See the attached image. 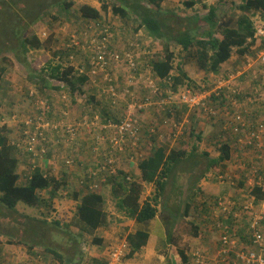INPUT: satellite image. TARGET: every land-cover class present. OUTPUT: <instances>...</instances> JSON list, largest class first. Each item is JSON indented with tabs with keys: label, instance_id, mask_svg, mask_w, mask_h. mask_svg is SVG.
Masks as SVG:
<instances>
[{
	"label": "trees",
	"instance_id": "16d2710c",
	"mask_svg": "<svg viewBox=\"0 0 264 264\" xmlns=\"http://www.w3.org/2000/svg\"><path fill=\"white\" fill-rule=\"evenodd\" d=\"M96 1L100 4L101 11L105 12L110 10L112 16L117 17L122 22L131 23L135 26L134 31L138 32L142 30L145 32L146 38L149 36V38L158 40L163 44L160 55L149 60L148 57L151 58V56L148 53L146 54L147 56H137L136 52H140L141 49L139 45L135 47L134 42L137 40L133 38L126 41L123 39L126 44L125 50L123 52L116 51L113 48L115 41H112L111 35L105 41L104 51L110 55L118 56L120 62L124 63V66H127L128 71L125 72L126 76H135L139 73L141 67L150 69V72L152 73L151 76L153 77L152 79H157V87L161 91H163L162 89H165L164 91L169 89L176 92L178 88L187 87L195 94L202 93V87L200 84L196 86V84L191 83V80H189L185 72L182 71V66L191 61H196L197 67L204 73L219 74L222 64L228 62L233 55L242 57L245 55L250 56L252 54L254 51L252 49L255 42V34L258 29L264 27L263 25H258L255 20V18L258 17V21L264 23V0H239L240 3L235 8L238 11L237 15H230L229 13H222L219 15L215 8L209 9L206 6H203L204 10H207L206 13H204V16H200L196 11H191L200 0L198 2L196 0H190L185 2V7L186 9H190V12L195 15L189 14L187 11V14L181 15V17L173 15L169 17V19H166L162 12L161 3L163 0H145V4L143 3V0ZM7 2L9 5V12H11L12 8H16L21 14H23V16H25V18H29L30 21L26 24V21L22 20V25L19 16L17 14L15 15L14 23L12 21L10 22L11 26L9 30H7L0 38V56L6 51L14 53L16 48L15 45L11 46L12 40H16L17 47L20 48L22 54H25L29 50L44 49V43L40 42L37 36L34 35L32 38L23 37L24 29H29L27 27L40 21L41 17L39 14L43 8V4H33L32 9L34 12L25 13L24 9L17 5L18 3L21 4L20 1L7 0ZM52 6H58L60 11L69 14L74 6V2L72 0H56ZM3 7L4 6L0 0V9ZM101 11L88 4H84L78 8L77 13L80 14L81 18V29L83 30V33L88 29L85 31L87 32L86 35H88V37L91 35L90 31L92 29L97 30L95 33H99L98 35L112 32L110 28L111 23L109 21L105 23L103 22L104 19L102 18ZM15 26L17 29H14ZM205 27H207V29H205ZM170 44L174 45L173 49H171ZM194 46L196 47L195 51L192 49ZM177 59L181 60L178 65L175 63V60ZM0 62L6 63L8 60L2 56ZM111 62L113 61L111 60L109 63ZM129 62L133 64V67L129 65ZM175 64L177 65V69H179L176 73H174ZM5 72L6 69L0 66V83L3 82ZM37 77L43 86L46 83V79L59 82L60 86L53 87L50 85L51 89L60 90L63 88V91L71 95L72 98L75 94H80L79 96L83 95L82 89L87 82V78L84 75H76L71 67H65L60 62L56 65L44 67ZM118 83L119 82H116L114 84V82H112L114 92L118 95H120L121 92H124V95L130 102L131 98H134V93H129L132 92L130 89L123 90V83L119 85ZM213 87H215V85H213ZM236 89L239 92L237 94H240L239 102H244L247 99L248 94H244L239 88ZM102 95L105 96L104 93H102ZM111 96L112 94L109 93L107 98H105L108 106L100 104L98 106L99 109L96 108L88 114L89 116H92V120L94 117H98L99 125L105 126L102 134L108 138L116 135L118 128H116L115 133L110 136H107L105 130H109L110 128V130H112L115 124L122 125L125 121L123 113L117 116V114L112 111L115 107L113 106L114 101ZM153 99H155V97ZM90 101L91 102L88 103L92 105V107H97L98 104L95 103V98H91ZM71 104L72 102L69 103L70 106ZM162 108L165 110L168 109L169 113L166 114V116L170 118L174 117L176 121L181 119L179 117L180 112H187V109H183V107L181 111H177L178 109H174L173 104H169V106L165 105ZM190 113V116L196 117V122L200 124L202 116L204 117L202 107L196 106L190 110ZM205 116L212 123L215 121L214 116L208 112ZM103 121L107 122L103 124ZM78 124H80V122H78ZM139 129H141L140 125ZM194 133L195 131H193L192 128H188L187 131H184V134L180 135L181 137L179 139L182 140L185 136H187L188 139H194ZM54 134L58 136L55 137L56 140H62V138L59 137L60 134L58 130L53 131L52 135ZM229 134L228 130L226 131L221 128V135H223V137L226 138V135ZM49 135L50 134L47 133L45 137H49ZM198 135L196 139L200 141L201 138ZM38 138L40 139V137ZM178 145H181L179 150H167L165 147L159 146L152 151L148 157L141 162H138L137 169L140 170V177L133 174H124L122 171H119L117 177L110 178V180L107 181L108 183L105 184L104 188L110 190L109 195L108 193H105V196L103 193H84V195H81L75 191L72 192L71 198L77 202V225L80 228V234L92 236L90 242L91 245L92 243L95 246L101 244L102 240L96 236L97 231L101 228L125 220H134L137 223L148 222L155 217L159 210L167 208V203L162 202L161 200L168 184V178L171 177L176 167L184 159L187 158V164L191 165L192 163L190 162H194L197 156L196 145L192 147L191 152L188 154L183 150L182 141H179ZM220 147L221 156L218 159L209 160L204 170L205 173L212 168H218L216 170H220L219 165H222V162H224L223 160L228 157L227 146L221 145ZM244 148L246 150L242 152L247 153H245V155H240L232 161H228L222 170H227L228 168L235 166L234 170H239L238 172L242 174L243 178L249 173L248 170H261L258 171L256 177L262 178L264 173V151H258V155L261 157V159H259L257 156H254V154H257L256 151L249 150L250 148L248 146H245ZM16 151L18 150L15 149V146L10 145V139H8L6 135V127L0 126V205L7 211L14 212L18 203H23L28 207H38L42 203L48 205L57 196L61 188L67 187V185H72L74 187L72 189H76L73 182H66L47 177L41 173L40 170H36L29 178L26 177L23 184H19L20 177L17 174L19 162L16 156ZM121 159L122 157L119 156L117 162L119 163ZM131 161L135 162V164L137 163V160L131 159ZM218 175L223 176L225 181L231 179L229 174ZM233 176L235 177L236 175ZM201 178L202 174L197 177V179ZM143 183L152 185L153 192L142 201V195L145 190ZM239 188V190H243L242 192H239L240 196L238 200L229 197L231 201L251 204L264 203V190H262L261 187H256L253 190L248 191L243 183V186ZM42 191H47L49 194L48 200H44L40 196ZM193 196L198 199V194L193 192L188 196L187 201L185 198V217L187 218L190 211L193 212L194 210L196 212V209L200 207L201 212H199V214H202L201 218L204 217V222L207 223V228L210 226L211 222L215 224V226L210 227L209 230L210 232H214L212 236L216 237V251L214 253H208V251H206L207 254L202 256L204 260L206 258V264H216L218 262L215 254L221 246L220 238L224 233L232 234L229 242L231 243L235 254L229 255L231 257V262L245 264L242 263L241 260L233 261L238 252L246 255L251 251L256 252V250H259V254L264 257L262 254V252H264V246L259 248L253 245L252 234H249V231L245 234L241 230V228L245 231L248 230V226H241V221H244L249 226L252 225V222L244 217L245 214L242 212L244 208H242V206L234 205L232 207V212L222 213L220 211L221 208L216 204L217 199H214L213 202L206 203L205 206L202 202L195 205L194 203L196 201L192 199ZM108 198H110L111 201V207L114 213L113 217L106 211ZM252 198H255L256 200H252ZM251 212L258 220V223L264 224V209L261 205H253ZM172 216L174 217L173 212ZM44 223L46 224V222ZM54 226L58 227V223H55ZM197 229H199V227L194 230L195 237L198 234ZM258 232L264 235L260 231ZM146 239L147 235L144 233L129 235L126 239L128 253L124 254L125 257H123L129 259L136 252H139L143 248ZM201 239L202 235H200L199 240ZM77 241L78 239H74L68 244L70 246L72 244L76 245L75 242ZM20 245H26L31 256L41 258L40 253L32 251L37 245L36 243H21ZM40 246L45 248L47 254L50 253L54 256L55 263L58 264H71L73 262V257L80 255L77 253V251H79V246L75 247L77 248L75 250L71 249L74 254L73 256H71L69 252L63 254L61 252H56L47 246ZM196 249H202L200 243L197 247L190 250L194 251ZM178 252L183 263L186 264L187 260L185 254L181 250ZM36 262L37 261L35 260L33 263L37 264ZM85 264L107 263L99 260H90Z\"/></svg>",
	"mask_w": 264,
	"mask_h": 264
},
{
	"label": "rangeland",
	"instance_id": "374dc122",
	"mask_svg": "<svg viewBox=\"0 0 264 264\" xmlns=\"http://www.w3.org/2000/svg\"><path fill=\"white\" fill-rule=\"evenodd\" d=\"M15 1L21 2V4L18 3L17 5L23 8L25 13L34 12L32 9L33 4H43V8L41 9V12L39 14L41 17L40 21H38L34 25L29 24L31 26L27 27L29 29H24L23 37L32 38L35 35L37 36V38H39V34L45 33L47 37L43 40L41 39V42L48 43L49 48L45 49V51L42 52L32 51L31 54L28 52L22 54L20 48L17 47L16 40H12L11 46L15 45L16 48L14 53L6 51L0 56V58L4 56L8 60V62L6 63L0 62V66L6 69L3 82L0 83V126L6 127L9 138H12L17 135V132L20 128V122L22 120L32 119L35 116H40L43 112L45 113L44 117L46 116L45 123L49 125L59 124L57 126H62L70 125L72 124V122H74L71 117L69 120L70 122H67L65 119L66 117L63 116L61 113L63 110H69V108H71L72 105L70 106L69 103L72 102V96L65 93L63 89H51L50 85L53 87H58L60 85V83H58L57 81L46 79V83L43 86L37 76L44 67H47L49 65H55L57 56H60V58H62L59 59L62 61V63H64L65 65L73 66L76 69H79L76 66L83 65L85 67L87 60H89L90 62L89 65H92L94 58L91 59V56L93 55L92 53H94L95 55L97 48L93 50L90 47V43L102 39L100 36H97L99 33H95L97 31L95 29H92L90 31L91 35L89 37L88 35H86L87 32H85L88 29H86L83 33V30L81 29L80 14L77 13L78 8L84 4L91 5L101 11V6L96 0H72L74 2V6L69 14H67V12L60 11L58 6H52V4L56 2V0ZM188 1L190 0H164V2L161 3V7L165 18L169 19V17L173 15L181 17V15L187 14V11L189 14L195 15L190 12V9H186L185 2ZM196 1L198 2L199 0ZM233 1L234 0H200L195 5L194 9H192L191 11H196L199 13L200 16H202L207 11L202 9V6H206L207 8L212 6L216 9L219 15H221L222 13L230 14L231 11L235 10V7L231 6V4H233ZM1 3L4 7L0 9V38L7 30H9L11 26L10 22L12 21L14 23V18L16 14L19 16L20 23L22 20L26 21V24L30 21L29 18H25V16H23V14H21L16 8H12L11 12H9V5L7 0H1ZM143 3L145 4V0H143ZM220 4L223 5L222 8H219ZM236 14L237 13H235L234 15ZM101 15L104 19V23L107 21L111 23L110 28L112 32H109L110 34L108 36L112 35V41H115L113 48L116 51L123 52L126 47L125 41L130 38H133L137 40L134 42L135 47L139 45L141 49L140 52H136L138 57H141L142 55L147 56L146 54L148 53L150 54L151 58H156L162 52L163 44L160 41L149 38V36L146 38L145 32H143L142 30L138 32L134 31L135 26H133L131 23L122 22L117 17L112 16L110 10H107L105 12L101 11ZM255 20L257 21L258 25L264 26V23L258 21V17H256ZM21 24L23 25V23ZM14 29H17V27L15 26ZM205 29H207V27H205ZM123 39H125V41ZM71 41H74V50L70 52L72 58L69 60L68 57L64 56V49H66V45L70 44ZM170 45L171 49H173L174 45ZM195 48V46L192 47L194 51ZM252 55L253 54L250 55L251 59ZM151 58L148 57L149 60H151ZM256 59V56H254L255 64H257ZM179 62H181L180 59L175 60V63L177 65ZM176 64L174 73L178 72L179 70L177 69ZM146 69L147 68L141 67L139 73L144 74ZM182 69L188 79L191 80V83L196 84V86L200 84L201 87L203 86L205 88L213 86L219 80L227 79L230 77V73L225 72H221L220 74H205L202 70L197 67L196 61H191L190 63L182 66ZM253 70L256 71V69ZM105 71L107 72L105 73ZM126 71H128L127 66H124V63L120 61L111 62L104 68L92 65L91 70L87 73V76H90V80H88L83 87V95L77 96L79 104L84 105L86 108H91L92 106L88 103L91 102L90 98H95V103L98 104L97 107L89 109L90 111L86 113V115L90 114L96 108L99 109L98 106L100 104H102L103 106H108L105 98L102 100L100 98V95H102V93L98 92V88L92 84L94 82V79L96 81V78L101 77V75H99V72L106 74L105 79H110V81L105 80V82L109 84L108 89L105 86L106 91H108L109 93L114 92L109 90V87L112 86V82H114V84L116 82H119L118 85L123 83V90L130 89L132 92L129 93H134V102H132L133 105L136 101L139 102L149 96V94L151 93L150 88H147L148 85L145 84L143 78H137V80L135 81L134 76H130L132 78L126 76ZM136 76H138V74H136ZM260 81L263 80L260 79ZM162 90L164 91L165 89ZM106 91L104 92L105 95ZM177 91L180 92L181 88H178ZM169 92L167 93V95L164 94L162 96H159L158 98H155L152 104L148 103L146 105H139L142 106L145 112L148 111L147 115H149V118L144 120L147 125L151 122L148 121L150 117H153L152 120H154L155 122L152 125L158 126V129H160V126L166 129V126L169 123L168 121L175 120L174 117L170 118L168 121L167 119H165L167 110L160 111L156 110L154 107L151 108V106H157V104L160 102V104H162V106L160 107H164L165 105L169 106V104H173V107H177V105L179 106L177 111H181L182 108L180 107L181 105H179L181 100L179 101L177 96H175L170 101V103L168 102ZM124 94V92H121L120 95L114 93V95L111 96L113 97V106L115 107L112 111H114L117 116H119L121 113H123V116H125L123 108L125 105H127L125 110L126 114H128L131 119L136 120L139 123L138 118L141 117H139V115L137 114V118L135 113L133 114L130 111L128 106L131 104V102L128 101ZM59 99L62 104L59 103ZM198 99L201 100L202 97L198 96ZM240 109L243 112L242 105ZM149 110L152 111L150 112ZM187 112H180L179 117L181 119L179 121L175 120V122L180 123L181 126L183 124V126L181 127V131L183 132L187 131L188 128H192V130L195 131L194 139L189 138V144V139L187 140V136L183 137L182 142L184 150L187 154L191 152L193 144H199L198 149L196 147L197 156L194 162H190L192 163L191 165L187 164L186 158L176 167L171 177L168 178V184L165 190V199L163 198L162 202L168 203L169 198L173 196L174 192L176 195L178 194V191L174 190V184L176 182H182L184 184L187 183L188 185L191 180H198L197 177L201 174L202 177L206 178L209 185H213L211 187L217 190L216 193L210 195V197L207 198V203L213 202L217 194H222L224 196L238 200L240 194L237 193V191H239V187L243 186V182H241L243 180V176L240 172H238L239 170H234L235 166H232L227 170H216L218 168H212L208 173L205 174L204 172L209 162V158H216L219 155L217 143L218 136L216 137V141L215 139H213L212 141L210 138L213 137V134H219L218 125H215L214 127H209L208 124L210 122H208L204 118L203 120H201V123L198 124L196 122V117H191V113ZM163 120H166L165 123ZM106 122L107 121H103V124H105ZM46 130H50V127H45V131ZM197 135L201 138L200 141L196 139ZM170 140L171 138H168L164 135L162 136L161 141L158 142V146L163 145L167 150H170V146L172 144ZM201 143L202 153H200L199 151L201 150ZM174 146H176V144ZM77 147H79L78 142L75 148ZM144 147L147 146H143L142 149ZM138 153L139 156L146 157V155L140 150V148L138 150ZM204 153H206L208 156L204 157ZM91 156H93V153H90V155L88 156L90 161ZM254 156H258V153L254 154ZM20 158V164L22 165L21 168H18V171L21 170V178L19 179V184H23L25 182V178H23L22 175L23 172L27 171L26 169L28 168L30 160L24 154H21ZM133 159L137 160L135 157ZM187 170H192L193 173H187ZM250 171L251 170H248V172ZM218 174H230L231 179L226 180L223 184L219 183L218 185L215 180ZM233 175L236 176L234 177ZM192 186L194 187L195 185L192 183ZM223 187L227 188L225 194L219 193V190L222 191L221 188ZM72 188H74L72 185H67V187L61 188L57 196L48 205L42 203L38 207H28L23 203H18L14 212L7 211L0 205V264H30L35 260L37 261V264H58L55 263L56 261L54 259V256H52L50 253L47 254L45 248L41 247L40 245H43L44 247L47 246L48 248L53 249L56 252H61L63 254H67V252H69L71 256L74 255L71 249L75 250L77 249L75 247L79 246V251H77V253L80 255L74 256L73 262L71 264H81L84 262L86 263L88 258H90L89 253L97 252L96 249L89 248L91 236L80 234V228L77 225V203L71 198V194L74 191ZM145 190L144 193L146 195H150L153 192V186L147 185L145 187ZM191 192L196 193V191L194 190H191ZM180 193L182 195L179 196H182V200L179 199L177 203L173 202L170 207L166 205V209H173L170 211H175L179 215L180 220L178 221V227L180 228L179 231L181 232L182 236L181 240H184L189 239V237L191 236H194L192 225L195 224L196 221L202 220V214H199V212H201V209L200 207H198L196 209V212L194 210L193 212H189L188 217L190 218V220L183 219V217H185V198L187 199L188 196L191 195V193L188 192V188L184 186ZM229 193L233 194L234 197H232V195H229ZM40 196L44 200L49 199V194L47 193V191H42ZM193 197L192 199L196 201L194 203L195 205L199 202H202V196L200 200L196 197ZM253 200L256 199L253 198ZM253 205H261L264 209V203H253ZM166 209L162 208L163 211H165ZM107 211L113 217V210L111 204L107 205ZM244 217L247 220H252L253 213L250 212L248 214H245ZM44 222H46V224ZM55 223H58V227L54 226ZM213 226H215V224L211 222L208 228ZM107 227L101 229L105 230L106 232L108 230ZM115 231H117V237L119 234L122 235L118 238V240H122L124 238V234L120 231V228L118 226ZM258 231L264 234V224L259 225ZM210 234L213 235L214 232L211 231ZM77 237H79L80 239ZM74 239H78V241L75 242L76 245L72 244L70 246L68 243ZM32 242L37 244L32 251L40 253V259L31 256L29 249L26 245H20L21 243L32 244ZM120 248L122 249V251L124 250L123 247ZM256 253L259 254V250H256ZM262 254L264 255V252H262ZM111 261H117V259L113 258Z\"/></svg>",
	"mask_w": 264,
	"mask_h": 264
},
{
	"label": "crops",
	"instance_id": "0c3cea01",
	"mask_svg": "<svg viewBox=\"0 0 264 264\" xmlns=\"http://www.w3.org/2000/svg\"><path fill=\"white\" fill-rule=\"evenodd\" d=\"M219 1V0H218ZM222 1V0H221ZM239 0H234L233 4L231 6L238 5ZM164 2V0H163ZM240 3V2H239ZM223 5H219V8H222ZM214 8L212 6L209 7ZM202 9L204 7L202 6ZM206 13V12H205ZM235 13H238L237 9L230 12V15H234ZM237 15V14H236ZM204 16V14L202 15ZM264 47V41L261 39H256L254 42L252 52V59L251 56H242L239 57L238 55H233L230 60L221 66V72L226 73H233V77L237 76V80L233 79L229 82L230 85L233 87L239 88L242 90L244 94H248L251 97H254L255 95H264V89H261L262 86L264 87V81L261 82L260 79L264 80L263 75V67L261 64L259 65L255 64L254 56L257 58V54L263 49ZM259 62V61H258ZM253 69H256L253 70ZM262 69V71H261ZM150 70V69H149ZM206 74V73H205ZM210 74V73H209ZM94 75V74H93ZM101 77L96 78V81L94 79V82L92 83L94 86L98 88V92L104 93L105 92V86L108 87L109 84L105 82V80L110 81V79H105L106 74L100 73ZM152 73L150 72L149 77L152 79L151 76ZM144 77H148L147 73L140 74L138 73L137 78L142 79ZM103 78V79H101ZM250 79V80H248ZM87 80H90V76L87 78ZM135 80V81H136ZM83 90V89H82ZM176 94L179 93V91L175 92ZM80 94H75L72 98V106L69 108V110H63L61 113L66 117V121L70 122V117L75 122H84L86 118V113H88L93 108H86L84 105L79 104L77 100V96ZM107 92L106 95H100L101 100L104 98H107ZM47 97V95H46ZM91 99V98H90ZM243 100V98H242ZM60 101V99H59ZM142 101V100H141ZM141 101L135 102V109L131 108L130 111L137 117V114L139 115L138 121L141 126L140 129V135L135 143V145H130V147H126L125 151H123L120 156H122V159L119 161L118 166L116 167L115 174L116 176L109 177L104 183L100 182V179L93 180L88 178V171L91 168L97 167V161H99L101 158V155L104 152L101 153H95L92 150L98 149V151H105L110 148L109 144L104 145L103 147L98 146L96 142V136L98 135L101 126H89V131L85 132L83 129H79L77 132V135L75 139L70 141H65V143L60 142V140H56L55 134L52 135V130H46V134L49 133V137H45L44 140L41 142L42 147L45 150V154L40 159V166L39 169L41 173H43L45 176L63 180L66 182H73L76 189L75 192L84 195V193H103L105 196V193L109 195L110 190L104 188L105 184L108 183L107 181L110 180V178L117 177L119 174V171H122L124 174L131 175V173L137 177H140V170L137 169L138 162H141L146 157H148L152 151H154L156 148H158V142L161 141L162 136H167L168 138H171L170 142L172 143L170 146V150H179L181 148V145H178V141H182L179 139L181 134L184 132L181 131V124L178 122L169 120L170 117H167V121L169 122L166 126V129H164L162 126H160V129H158V126H153L152 124L155 123L154 120H152L153 117H150L148 121H151L150 124H146L144 122L145 119L149 118V115H147L148 111H144L143 108H138V106L141 104ZM243 102V101H242ZM61 103V101L59 102ZM107 103V102H106ZM62 104V103H61ZM213 102L209 103V106H211ZM181 105L180 107L183 109H187V113H190V110L192 108L188 107L185 104L179 103ZM241 105H243V112L240 109ZM241 105L238 106H228L225 108V110L222 112L221 116L219 118H215V121L212 123L203 113L204 117L208 122H210L208 125L209 127H214L215 125H218L219 127V134H213V137H210L211 140L215 139L218 136V151L219 155L216 158H209L210 159H218L220 154V146L226 145L228 150V157L225 158L222 162V165H219L220 169H222L225 164L228 161H232L233 159L238 158L240 155H245L247 152H242L246 146V140H247V134L242 136H238L235 134L230 133L229 135H226V138L221 135V128H223L225 125L230 124L232 122V115L234 114H241L243 116V119H245V122L247 124H253L254 121L260 117L262 118L264 116V102H253L250 99H246ZM127 105L124 106L123 112H125ZM155 108L156 110L165 111L164 108H160L157 104V106H151V108ZM177 107H174V109H178ZM150 112L152 110H149ZM246 112V115H245ZM169 111L167 109L166 114H168ZM81 114V115H80ZM225 114H228L226 116ZM61 116V114H60ZM147 116V117H146ZM151 116V115H150ZM172 118V117H171ZM187 118V116H186ZM164 123L166 120H163ZM151 125V126H150ZM206 125V124H205ZM207 125V126H208ZM253 126V125H252ZM150 132V133H149ZM105 133L107 136H110L113 134V130H105ZM159 133V134H158ZM45 134V135H46ZM161 134V135H160ZM223 137V138H222ZM183 139V138H182ZM188 140V138H187ZM77 142L79 143V147L75 148L77 145ZM190 142H188L189 144ZM176 144V146H174ZM180 144V143H179ZM198 145H196L198 149ZM143 146L144 147L142 149ZM163 146V145H162ZM194 146V144H193ZM192 146V147H193ZM248 146V145H247ZM164 147V146H163ZM202 147V143L200 144V148ZM138 148V149H136ZM140 150L146 155V157L139 156L138 150ZM184 148V147H183ZM182 148V149H183ZM184 150V149H183ZM185 151V150H184ZM200 153H202V148L199 150ZM90 153H93V156H91V161L88 158ZM207 155L206 153L203 154L204 157ZM137 159V163L131 161L134 157ZM70 161L72 163V167L68 168L66 166V162ZM89 169V170H87ZM137 169V170H136ZM211 170V169H210ZM192 170H187V173H191ZM209 172V171H208ZM206 172V173H208ZM230 172V171H229ZM186 173V174H187ZM193 173V172H192ZM205 173V174H206ZM230 175V174H229ZM217 184L219 185L218 177L215 178ZM180 181V180H179ZM192 183L195 185L192 186ZM96 184V189H89L90 185ZM148 184L143 183L144 188ZM174 187V190L178 191V194L176 195L175 192L173 193V196L169 198V202L167 203L168 207H170L173 202L177 203L179 199L182 198V195L180 192L183 189V186L188 188V192L191 193V190L196 191L198 194V199H201L202 196V204L207 203V198L210 197V195L216 193L217 190L212 188L209 185L208 181L205 177H202L198 180H191L189 184L182 183V182H176ZM219 190V193L225 194L226 187L221 188ZM243 189L239 190L237 193L242 192ZM148 191V190H145ZM144 191V192H145ZM232 195L233 194H230ZM149 195H146L143 193L142 195V201ZM217 196H224L222 194H217ZM216 196V197H217ZM163 198L165 199V193ZM162 198V199H163ZM182 200V199H181ZM108 204H111L110 198H108ZM162 201V200H161ZM187 201V199H186ZM77 203V202H76ZM173 210V209H171ZM107 211V207H106ZM108 212V211H107ZM172 212L174 214V217L172 216ZM114 214V213H113ZM185 220H190V218L187 216L183 217ZM180 220L179 215L174 212L170 211V209H166L165 211L159 210L155 217L144 223H137L134 220H125L119 223H115L112 225H109L107 228L108 230L105 232V230L99 229L96 233V236L102 240L101 244L99 246L95 245H89V248L96 249L97 252L95 253H89L90 258H88L87 262L90 260H99L106 262L107 264H184L181 256L179 254V250H181L185 256H186V264H189L192 261V254L193 252L190 249H193L197 246V244L200 243L203 250L208 251V253H214L216 251V237H212L210 234L209 228H207V223L204 222V217L202 220L196 221L195 224H193V231L197 229L198 234L197 236H191L189 239L181 240V232L179 231L178 227V221ZM117 226L120 228V231L124 234V238L122 240H118L119 237L122 235L119 234L117 237ZM136 233H144L147 235L146 242L143 246V248L136 252L131 258L127 259L124 257L119 258L117 261H111L108 254L109 252L114 249L116 246H119L120 243L123 241V244L126 243V237L128 238L129 235H135ZM195 233V231H194ZM200 235H202V241L200 239ZM128 253V247L126 249L125 254ZM31 264V263H30Z\"/></svg>",
	"mask_w": 264,
	"mask_h": 264
},
{
	"label": "built area",
	"instance_id": "2783aa9c",
	"mask_svg": "<svg viewBox=\"0 0 264 264\" xmlns=\"http://www.w3.org/2000/svg\"><path fill=\"white\" fill-rule=\"evenodd\" d=\"M110 33H105L104 35H97L100 36L102 39L98 42L90 43V45L95 49L97 48V51L95 52L94 57V66H100L105 67L109 64L107 61H115L119 62V57L110 55L108 53H105V41ZM261 39L264 41V27H261L257 30L255 34V40ZM71 43H74V41H71ZM108 56V57H107ZM259 63L264 68V47L263 49L258 53L257 55ZM129 65L133 67V64L129 62ZM107 71H105L106 73ZM145 73H147L148 77H144L143 79L145 81V84H147V88H150V94L146 98H144L141 101L140 105H146L148 103H151L155 100L153 99L158 98L162 95H167L169 91L168 96V102L177 96L180 103L187 105L190 108H194L196 106L202 107L203 112L206 114L207 112L214 116V118H219L222 114V112L227 108L228 106H238L241 105L242 102H239V96L240 94L236 87H233L228 82L229 81H220L212 90H206L204 87H202V93H194L191 89H188L187 87L181 88V91L176 94L173 90H166L161 91L157 87V79H151L149 77L150 70L147 68ZM264 75V70H263ZM129 78H132L129 76ZM134 80H136V76H134ZM171 83V82H170ZM108 89V88H107ZM110 91H114V88L112 86L109 87ZM106 91V89H105ZM109 93L108 91H106ZM112 95H114L115 92H110ZM116 94V93H115ZM198 96H201L202 99H198ZM250 99V98H249ZM200 100V101H199ZM253 102H259L262 101L260 97L252 98L250 99ZM199 101V102H198ZM131 104L128 106L129 109L135 108V105L132 104L133 98H131ZM213 102L211 106H209V103ZM158 106H162L160 102L158 103ZM138 108H142V106H138ZM161 108V107H160ZM45 113L43 112L40 116H35L32 119H26L23 120L22 123L25 126L24 131L22 132V137L16 142L15 146L23 150L25 153H28L33 158L32 160V168L34 169L37 164L35 162L39 161L41 157L45 154V150L42 147V141L45 138V127H50V130L55 131L58 130L59 137L62 138V141H70L73 140L78 132L79 129L82 128V126L89 127V126H99L98 117H94V119L89 123H83V124H70V125H62L57 126L56 125H49L46 122V116L44 117ZM228 116V114H225ZM246 115V112H245ZM125 121L122 125H114L112 128L113 132L115 133V129L118 128V132L116 135L108 138L105 137L102 134V131H104L105 126H101L100 131L98 135L96 136V142L98 146L103 147L104 145L109 144L110 148L105 151H98V149H93L92 151L95 153H101L104 152L101 155V159L97 161V167L91 168L88 171V178L97 180L100 179L101 183H104L107 178L116 176L115 170L116 166H118L117 158L120 156V154L125 151L126 147H130V145H135V143L138 140V135L140 134L139 125L136 120L131 119L128 114L125 113ZM253 125V126H252ZM247 124L245 122V119H243V116L241 114H234L232 115V122L230 124H227L223 127L224 130H228L229 133L242 136L247 134V140H246V146L250 148L249 150L256 151H264V116L262 118L258 117L253 124ZM107 126V125H106ZM111 129V128H110ZM89 131V130H88ZM40 137V139L38 138ZM246 150V149H244ZM122 157V156H121ZM259 159L261 157L257 156ZM66 166L68 168H71L73 165L70 161L66 162ZM258 173V170H251L247 175L248 183L256 182V185L261 187L262 190H264V173L261 177H256V174ZM218 181L220 183H223L224 177L219 176ZM97 185L92 184L90 185L89 189H96ZM253 200V198H252ZM217 206L221 208L222 213H229L232 212V207L234 205L236 206H242L244 208L242 212L244 214H248L251 212L252 205L251 203H242V202H236L231 201L229 198H219L216 202ZM236 216V215H235ZM252 222V225L249 226V234H252L253 238V245L256 247L262 248L264 239L262 234L258 232V227L260 223H258L255 216H253L252 220H248ZM232 234L224 233L223 236L220 238V247L217 250L215 256L218 259V262L216 264H241L239 262H231V257L229 255L235 254V251L233 250V247L231 246V243L229 242L230 237ZM236 241V240H235ZM192 261L189 264H206V258L203 259L202 256H205L207 252L202 249H196L192 251ZM113 258L119 259V254L114 253ZM237 259V260H236ZM241 260L242 263L245 264H264V257L262 255L257 254L254 251L249 252L248 254L244 255L242 253H236L235 260L233 261H239Z\"/></svg>",
	"mask_w": 264,
	"mask_h": 264
},
{
	"label": "clouds",
	"instance_id": "9594fccd",
	"mask_svg": "<svg viewBox=\"0 0 264 264\" xmlns=\"http://www.w3.org/2000/svg\"><path fill=\"white\" fill-rule=\"evenodd\" d=\"M39 38V40H40V42H41V39L43 40V39H45L46 37H47V35L45 34V33H42V34H39V36H38ZM48 39V38H47ZM99 40H96V42H98ZM74 43H71L70 42V44H67L66 45V49H64V51H65V53H64V56L65 57H68V59L70 60L71 58H72V56H71V54H70V52H72L73 50H74V45H73ZM44 49H40V50H29L28 51V53H32V51H40V52H42V51H45V49H47V48H49V46L47 45V43H44ZM90 47L94 50V48L90 45ZM93 55L91 56L92 58L91 59H93L94 57H95V55H94V53H92ZM258 55V54H257ZM59 59H62V58H60V56H57L56 57V64L58 63V62H60L61 64H63V66H65V67H68L69 65H65L64 63H62V61L61 60H59ZM152 59V58H151ZM94 62V61H93ZM92 62V63H93ZM256 62L260 65V63L258 62V58L256 59ZM55 64V65H56ZM90 64V62H89V60H87L86 61V65H85V67L83 66V65H81V66H76L77 68H79V69H76V68H74L73 66H69V67H71L72 69H73V71H74V73L76 74V75H78V76H82V75H84L86 78H88V76H87V73L91 70V68H92V65H94V64H92V65H89ZM262 66V65H261ZM263 70H264V68H263ZM92 72V71H91ZM263 72V71H262ZM226 73V72H225ZM93 74V73H92ZM220 74V73H219ZM233 75V73L232 72H230V77L229 78H227V79H222V80H219V81H217L214 85L216 86L220 81H231V80H233V79H236L237 80V76H235V77H233L232 75ZM136 76V75H135ZM264 77V76H263ZM88 81V80H87ZM264 81V80H263ZM263 81H261V82H263ZM228 82V83H229ZM59 83V82H58ZM60 86V85H59ZM203 87V86H202ZM45 88V87H44ZM205 88V87H204ZM214 87L213 86H211V87H207V88H205L206 90H212ZM61 89H63V88H61ZM261 89H263V86H262V88ZM257 97H260L261 98V100H262V102H264V95H261V94H257V95H255L254 97H251V96H249L248 95V99L250 98V99H252V98H257ZM260 102V101H259ZM242 107H243V105H242ZM15 118V117H14ZM23 121V120H22ZM22 121L20 122V128H19V130H18V132H17V135H15L14 137H12V138H9L8 137V134H7V130H6V135H7V137H8V139H10V145H12V146H15V144H16V142L22 137V132L24 131V129H25V126H24V124L22 123ZM92 121V116H89V115H86V118H85V120H84V122H82L81 124H83V123H89V122H91ZM72 124H78V122H72ZM81 129H83L85 132H88V130H89V127H85V126H82V128ZM77 135V134H76ZM76 137V136H75ZM75 139V138H74ZM60 142H63L62 140L60 141ZM63 143H65V142H63ZM15 149L16 150H18V151H16V156H17V159H18V166L19 167H17V174L19 175V177L21 178V174H20V171H18V168H21V165L22 164H20V161H21V158H20V156H21V154H24L27 158H29V160H30V162H29V165H28V168L26 169L27 171L26 172H23V178H25L26 179V177H30L36 170H38L39 169V166H40V160L39 161H37V162H35V164H37V166L33 169L32 168V166H33V164H32V160H33V158L31 157V155L30 154H28V153H25L23 150H21V152H20V149H18L16 146H15ZM219 176H221V175H218L217 177H219ZM216 177V178H217ZM243 183H244V185H245V188L248 190V191H250V190H253L254 188H256V187H259V186H257L256 185V182H251V183H248V180H247V177H244L243 178ZM225 182V180L223 181V183ZM223 183H220V184H223ZM222 197H225V198H229V197H227V196H220V197H216L215 199H219V198H222ZM241 223V226L242 225H246V226H248V228H249V225H247L244 221H241L240 222ZM241 230L246 234L249 230H243L242 228H241ZM263 236V239H264V235H262ZM91 239H92V236L90 237ZM126 239H127V237H126ZM93 244V243H92ZM120 247H123L124 248V250L122 251V249L120 248ZM126 249H127V242L125 243V244H123V241L120 243V245L119 246H116L114 249H112L110 252H109V254H108V256H109V258H110V260H112L113 259V254L114 253H118L119 254V258H121V257H123L124 256V254H125V252H126ZM203 250V249H202ZM263 257V256H262ZM37 259H40V257H37ZM119 260V259H118ZM31 264H34L33 262L31 263Z\"/></svg>",
	"mask_w": 264,
	"mask_h": 264
}]
</instances>
